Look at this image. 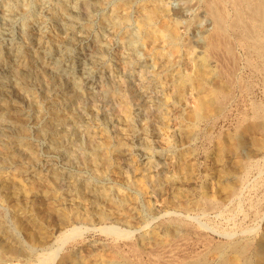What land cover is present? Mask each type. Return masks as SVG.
<instances>
[{"label": "rangeland", "instance_id": "1", "mask_svg": "<svg viewBox=\"0 0 264 264\" xmlns=\"http://www.w3.org/2000/svg\"><path fill=\"white\" fill-rule=\"evenodd\" d=\"M100 1L0 0L4 63L13 49L35 62L43 48L65 56L55 43L70 40L96 74L79 97L40 64L25 81L4 78L0 264H36L49 251L50 264H149L151 252L158 264H264V74L254 57L233 34L227 59L193 41L211 30L203 0L179 19L178 0ZM70 14L66 35L55 23ZM75 144L89 159L70 154Z\"/></svg>", "mask_w": 264, "mask_h": 264}, {"label": "bare ground", "instance_id": "2", "mask_svg": "<svg viewBox=\"0 0 264 264\" xmlns=\"http://www.w3.org/2000/svg\"><path fill=\"white\" fill-rule=\"evenodd\" d=\"M178 1H179V2H177L178 6L176 5L177 8L174 10L173 9L170 10L171 14L176 19H179L182 16H187V14L190 12V9L193 6L192 4H193L194 0H178ZM226 1L230 4V8H231L230 12H227V10H225V8H226L225 2ZM100 2L107 3V2H109V0H104V1L101 0ZM227 2H226V4H227ZM86 4H87L86 2H84L82 4L84 6L85 10L88 8V7H85ZM12 6L7 5L4 7H12ZM9 11H12V10H9ZM202 13L206 16L208 22L210 23L211 30L207 34L206 37H203L202 35H198V33L194 31L193 35H191L193 41L198 43V45H203L213 55L216 54L217 51L220 50V52H223L224 58H225V56L228 57V54H230V52H231L230 56L232 55V51L230 50V46L233 43L231 44L229 41L232 42L231 39L234 37L235 41H237L238 44L239 43L242 44L246 48V50L248 51L247 53H249L251 56L254 57V60H249L250 61L249 66L251 64L252 65L251 67L254 68L255 71L257 70V71H260L261 73L264 74V0H203ZM66 19H67V21H65V15H64V17L60 18L55 24L58 25V28L60 29V31L63 34L65 33L66 35H68L70 33H73L74 27L66 24L67 22L72 21V15L70 14ZM230 34H233L234 36L230 37ZM234 38H233V40H234ZM35 39H37L38 43H40L39 38L35 37ZM36 46L40 47L41 45L37 44ZM55 47H56L57 51H60L63 53L61 55H65V56H59V57L54 56L55 52L45 51V49L43 48V52H42L43 60H40V61L36 60L37 62H35L34 60H29L28 59L29 56H27V55L25 56V54H27V53L24 54V52L22 50L13 49L12 56H11L12 61L8 62L6 64L3 62V60H2L3 57L0 54V86H3V80L6 76L9 75V73H12L14 76H17L22 81L27 80L28 79V74L26 73L28 71L27 69L40 64V68L42 70H45V71H48L51 73L60 74L61 78L63 77V79H64V83L66 81V83H68V86H71L72 89L76 92L75 95L79 97L81 94V93L79 94V92H78L79 89H81L85 85L88 86L87 83L91 82V80L96 75L95 71L92 70V68H90L88 66V64L85 63L86 61L81 60L79 58L74 59L72 54H70V52H69V49L71 48L70 40H65L64 42L55 43ZM231 49H233V47H231ZM40 50H41V48H40ZM223 54H222V56H223ZM213 55H211V56H213ZM227 57L225 59H227ZM224 58L222 57V62L225 60ZM230 58H228V61ZM73 59L76 60V63L72 61ZM225 61H227V60H225ZM66 62H68V63H66ZM8 65L10 66V68H17V69H14V70L8 72V69H6ZM225 68H227V67H225ZM225 68H222L220 70H221L222 75L227 76L228 74H227V70H225ZM207 69H210V68H207ZM5 70H7V71H5ZM230 76H228V78ZM231 78H232V76H231ZM227 80H229V79H227ZM145 85H146V83H145ZM148 85H149V82H148L147 86ZM147 86H145V87H147ZM221 94L222 93H220L219 95L221 96ZM226 96L227 95L225 92V94H223L221 97L224 98ZM221 97L219 98L220 100L222 99ZM219 99H218V101H219ZM221 102H223V101H221ZM218 103H220V102H218ZM254 107H255L254 116L259 120L262 116V109L259 105H257V106L255 105ZM9 120L10 119L3 116V113L0 111V123L8 122ZM11 120H13V118ZM18 120H20V119H18ZM16 122H18V121H16ZM20 123H21V121H20ZM52 130L55 131L54 126H53ZM17 135H19V134L17 133ZM16 138H20V137H16ZM19 140H21V139H18V141ZM92 144L93 143L91 142V144L89 146L91 151L93 149ZM6 147H8V146H6ZM29 154H30V152H29ZM70 154L71 155H78V156H80V158H83V160L89 159L87 152H85L84 148L79 144H75L70 149ZM116 203H118V202H115V204ZM207 203H211V202L209 201ZM118 204H120V203H118ZM116 206H118V205H116ZM2 227H3V225L0 221V229ZM74 228L70 229L71 233H69L70 230L66 231L68 233H64L61 236L59 242H62L63 239H66V237H69V234H72V232L77 233L78 229H74ZM113 230H116V229L114 228ZM6 232H7V229H6ZM78 232H79V230H78ZM118 232H121V231H118ZM120 234H122V233H120ZM56 247H57V245H56ZM4 250H6V252H9L14 256H17L18 254L23 253V251H24L19 246H13V247L10 246ZM51 256H52V252H50V251H49V253L47 252L45 255H43L42 257H40L38 259V262L36 264H50L49 260L51 259ZM161 260H162V258H159L158 253L151 252L149 264L162 263ZM170 260L169 259L165 260V263H166V261L168 262ZM16 264H22V263L17 261Z\"/></svg>", "mask_w": 264, "mask_h": 264}]
</instances>
